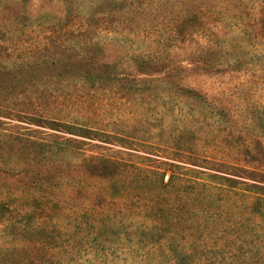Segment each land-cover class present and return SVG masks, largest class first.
I'll return each mask as SVG.
<instances>
[{
  "label": "rangeland",
  "instance_id": "rangeland-1",
  "mask_svg": "<svg viewBox=\"0 0 264 264\" xmlns=\"http://www.w3.org/2000/svg\"><path fill=\"white\" fill-rule=\"evenodd\" d=\"M64 1L0 0V43L9 42L13 57H23L29 49L34 53V45L44 36L36 24L11 30L6 25L14 22L17 26L20 20L35 23L46 17L55 20L56 15H63ZM242 1V6L254 10L260 5V0ZM240 2L223 0L222 4L228 8V16L223 19L228 26L219 24L218 34L228 43V66L221 67L219 72L204 73L201 63L184 61L190 69L181 72L180 81L201 95L192 115L187 114L180 99L176 102L181 106L176 108L175 104L174 110L169 111L172 100L163 93L151 89L140 97L139 81H121L112 87L106 85L99 94V105L87 112L95 129L117 137L110 143L29 124L26 120H12V125L30 126L33 131L6 126V136L0 134V199L9 202L14 210L0 216L3 253L16 250L17 259L34 257L38 262L49 259L59 264H178L162 242L137 245L123 239L112 243L103 241L100 231L113 227L115 219L122 216L128 231L133 230V223L142 218V199L159 189L156 177L147 175L148 171L167 166L161 162L219 173L206 164L197 163L206 166L202 167L174 160L180 157L168 158L162 153L165 147L187 150L214 161L264 166V37H254L240 28L242 17L233 10ZM145 11L144 16L153 28L143 31V35L157 34L160 30L154 27L153 10L148 7ZM163 22L166 19L161 11L157 15L158 27L164 26ZM223 32L227 33L225 37ZM197 40L202 47L208 46L205 38ZM109 52L108 59L126 57L124 52ZM177 52L181 54L176 59H186L184 52ZM128 59L119 66L123 73L138 79L163 74L137 70ZM80 88L73 82L64 93L81 95L85 90ZM58 102L46 99L43 106L64 108ZM70 106L76 107L72 103ZM16 131L25 134H10ZM125 135H134L141 143L128 145L129 142L118 138ZM169 174L170 170L165 181ZM232 178L255 182L239 176ZM112 179L115 182L111 185ZM224 201L228 205L231 199L227 196ZM21 215H27L28 221H19ZM211 226V235L198 239L197 249L213 250L212 263L202 257L194 264H236L234 259H242L243 255L236 246L228 245V214ZM52 232H58L52 244L37 241L43 239L41 235ZM95 235L98 239L94 241ZM101 245L105 246L103 250L99 249ZM46 252L50 255L46 256ZM229 252L232 254L228 255Z\"/></svg>",
  "mask_w": 264,
  "mask_h": 264
},
{
  "label": "trees",
  "instance_id": "trees-1",
  "mask_svg": "<svg viewBox=\"0 0 264 264\" xmlns=\"http://www.w3.org/2000/svg\"><path fill=\"white\" fill-rule=\"evenodd\" d=\"M240 1L233 9L240 12L242 17L240 28L254 37H264V0L259 1L257 10L242 6L243 1ZM176 2L65 0L63 15H56L55 20L46 17L35 23L20 20L17 26L14 22L7 24V30L25 29L36 24L44 36L34 45L37 51L33 53L29 49V53L23 57H13L9 42L0 43V134L6 136V126L33 131L30 126L12 125V120H26L29 124L110 143L117 137L95 129L87 112L93 105H99V94L106 85L112 87L121 81L122 84L139 81L142 87L137 96L142 97L152 89L174 102H170L169 111L174 110L175 104L178 108L183 103L187 114L192 115L201 95L193 87L181 83V72L190 69L184 65V61L201 63L204 73L219 72L221 67L228 66V43L218 34L221 31L219 24L224 28L228 26V21L223 20L228 16V8L222 6L223 0ZM148 7L156 16L154 27L160 30L157 34L143 35V31L153 28V23L144 16ZM161 11L166 22L158 27L157 15ZM223 34L225 37L227 33ZM201 37L207 41V47H202L197 40ZM177 49L184 52L182 54L186 59H176L181 54ZM110 50L124 52L126 57L108 59ZM128 57L129 63L137 70L163 74L138 79L135 75L123 73L119 66ZM73 82L85 90L81 95L64 93L67 85ZM46 99L52 100V103L60 101L64 108L43 106ZM178 99L181 105H177ZM70 103L76 107H71ZM12 133L25 134L21 131ZM118 138L129 142L128 145L141 143L134 135ZM165 148L162 153L168 158L180 157L174 160L193 165L206 164L209 166L207 168L224 175L161 162L167 166L148 171L147 175L156 177L159 189L156 194L142 199V204H139L142 218L133 223V230L128 231L124 217H118L113 227L100 231L102 240L114 243L124 239L135 241L137 245L162 242L178 264H194L202 257L212 263L213 250H198L197 240L209 237L213 231L211 224L228 214V230H225L228 231V245L236 246L243 255L242 259H234L236 264L264 262V166L246 167L210 160L176 147ZM109 160L115 162L106 159ZM233 176L255 182L238 181ZM227 196L231 199L228 205L224 201ZM13 210L9 202L0 199L1 217L6 213L11 214ZM22 219L28 221V216L21 215L19 221ZM24 224L25 231L27 222ZM40 237L43 239L37 241L42 244H52L58 232L45 233ZM97 239L95 235L93 240ZM104 248V245L99 247L100 250ZM3 251L0 249V264H59L49 259L38 262L34 257L21 260L14 255L16 250ZM49 255L46 252V256Z\"/></svg>",
  "mask_w": 264,
  "mask_h": 264
}]
</instances>
